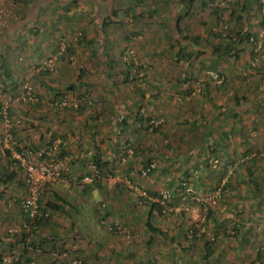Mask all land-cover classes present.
<instances>
[{
    "label": "rangeland",
    "instance_id": "obj_1",
    "mask_svg": "<svg viewBox=\"0 0 264 264\" xmlns=\"http://www.w3.org/2000/svg\"><path fill=\"white\" fill-rule=\"evenodd\" d=\"M27 1L29 2L2 0L0 3L1 8L16 15V19L10 23H18L20 26L13 31V36L9 37L11 41L6 44L7 48L10 50L17 45L18 50L20 48L26 50L30 46L29 49H32L34 37L37 40L41 38V41H50L45 52L36 55V59H33L32 51L30 57L13 54V65H10L11 72L8 76H5L0 65V98L2 101L11 98L10 103L2 107V110L8 111L15 102L16 106H21L20 114L23 116L6 114L4 121L0 122V135L7 133L9 123L11 126L16 125L17 128L24 126L21 131L31 128L28 120H25L26 114L23 110L36 101L21 99L20 92L23 84L27 82L38 98L39 93L35 85H39L40 78L50 82L52 84L50 87H55V89L51 87L55 91L51 97L57 96V100L61 98L68 100L67 106H57L63 112L73 113L74 116H82L87 109L97 110L96 106L99 104L100 112L107 115L120 114L119 117L122 118V114L126 110L129 111V107L134 108L129 103L138 102V99L142 98V106L139 109L136 107L135 110L144 117L143 122L149 126V132L153 133L159 129L158 134L153 133L150 136L151 139L157 136L159 138V165H164L162 161L165 155H175L177 158L173 164L165 165L173 169L174 174L169 176L170 179L173 178L172 186H168L164 172L160 175L159 193L163 191L170 193L165 213L172 214L164 213L165 217L171 219L177 218L174 214L180 215L189 236L192 227L204 234L201 238L203 244L205 241L216 239L213 255L208 257L215 261L214 264H264V261L257 259V252H264V41L261 54L254 58L251 55L252 47L246 42L238 46L240 50L238 58H216V54H213V58L209 57L211 46L219 42V38L211 32L223 31L227 25L223 20L228 18L229 13L226 11L220 20L215 21V17L209 13L210 8L220 3L224 4L225 0L221 2L210 0L208 2L210 5L204 10H200L198 5H193V13L191 12L188 17L183 16L180 23L182 29L178 35L172 31L173 23L169 19V15L173 13L171 9L177 0H109V12L104 13L102 6L98 10L95 3L85 0L84 9L73 13L79 16L76 21L66 25L64 24L66 20L55 19L57 12L54 7L49 8L53 10V15L49 16L50 12L46 8L31 6L30 3L35 5L37 1ZM242 1L245 0H229L228 6L233 7L236 2L241 4ZM74 2L76 3L72 4L71 9L79 6L76 0ZM256 2L254 0L252 4ZM262 5L261 11L251 9L245 18L247 25L244 29L257 36L264 32V4ZM34 7L36 9L30 13L29 20L27 12ZM131 7L143 15L135 20L132 12L127 11ZM57 11L67 12L63 8H58ZM102 14L105 19L101 21ZM43 17H47L49 21L48 28L43 24L48 32L38 28V32L41 30L45 33H35L34 30H37L35 19L36 23L40 24ZM21 21H25L23 25L20 24ZM60 23L64 24L61 29L57 27ZM230 27L239 30L240 24L232 21L227 29ZM3 30H0V33ZM185 34L189 37L198 36V47L206 51L188 63L187 70L184 64L186 62L181 59L183 53L178 58L173 55L174 51L179 49L184 51L193 49L189 43H184L182 36ZM42 44L43 42L41 46ZM171 45L173 46L170 47ZM61 48L65 49V56L57 60L52 71L45 70L43 67L45 60ZM127 52L129 57L124 60V53ZM87 65L93 69L89 71L90 74L95 75L96 70L98 72L104 70V74L98 76L97 81L91 85L84 86L78 83L75 85V87L78 85L76 90L69 89L71 80L75 79V71L79 73L81 67L85 70V76L87 74L85 79L91 77L87 73ZM63 66L68 67L70 77L62 84L59 81V84L55 85L51 77ZM218 72L222 75L220 76ZM188 73H191L190 79L184 83L183 80L189 78ZM7 79L10 80L6 83ZM222 80L224 82L220 84ZM242 90L245 98L242 104L237 105V93ZM78 101L82 103L74 107L73 104ZM123 106H126L125 109ZM150 120L159 121V125L151 126ZM17 133L19 131L13 133V139L17 144H21ZM166 133L169 135L167 139L164 138ZM120 138L123 148H118L120 151L112 169L114 175H119L115 170H123L129 161L146 157L148 153L143 150L141 154H138V151L130 154L123 145L125 144L123 134ZM166 142H169V146H165ZM172 145L177 146L172 148ZM215 147L218 148L217 151L212 150ZM2 151L0 147V153L4 156ZM151 153L152 151L150 155ZM254 157H257V160L253 177L259 179L263 188L259 197L254 194L255 189L247 181L243 165L245 160ZM145 162V159L143 162L140 161L141 164ZM148 162L156 165L154 160L150 159ZM146 165L147 162L142 167ZM112 171L107 170L109 174H112ZM230 178L236 179L232 182L236 188H228L223 196L214 199L215 191L219 189L221 193L222 186L227 185ZM186 187L190 188V191H186ZM56 188H59V195L67 204L76 207V211H72L73 214H67L72 215V220L76 218L75 224L79 230L74 228L76 231L74 235L88 234L87 236L92 235L94 239L102 238V235L106 234V228L89 210L90 205L101 196L89 198L88 190H85L87 193L83 191L85 196L81 191L79 193L78 186L69 184L59 183ZM82 197L86 201H83ZM1 199L2 197L0 201ZM42 201L46 204L52 203L48 196H45V201L42 196ZM41 202L40 216L47 221L51 215L42 213ZM210 209L214 212L211 217H216V221L208 215ZM56 210L54 214L60 218L62 212L59 208ZM2 218L0 217V241L8 244L2 248L0 264H15L21 257L24 261L25 255L28 259H34L32 262L34 264H60V261L73 264V259L77 257L83 264L82 256L77 253L76 240L60 239L61 247L55 246L50 251L49 248L45 250L39 241L32 239L34 230L22 227L23 215L22 221L16 218L15 222L6 223ZM217 221L221 223L220 226H217ZM236 225L240 230L237 235L240 240L226 235V231L232 234ZM21 228L25 230L26 235L27 233L31 235L25 238L24 244L19 241L23 232L19 231ZM56 230L55 233H60L59 229ZM16 239L19 241L18 244ZM31 242L34 244V251L29 250ZM25 244L28 245L27 252L23 250ZM204 251L202 244H197L193 248V254H198L201 259ZM51 257L55 263H52ZM2 258L6 260L3 262ZM40 258H46L48 263L42 262Z\"/></svg>",
    "mask_w": 264,
    "mask_h": 264
},
{
    "label": "crops",
    "instance_id": "obj_2",
    "mask_svg": "<svg viewBox=\"0 0 264 264\" xmlns=\"http://www.w3.org/2000/svg\"><path fill=\"white\" fill-rule=\"evenodd\" d=\"M34 1H37L38 5L30 3L31 6L46 8L47 11L50 12L49 16L53 15V10L49 8L54 7V10L57 12L55 19L66 20L64 23L66 25L67 23H73L74 20L76 21V18L79 16H76L77 13H73L75 11L80 12L81 9H84L83 1L85 0H76L79 4L76 9H71V6H73L72 4L76 3L74 0H72L73 2H70L71 0ZM90 1L91 3H95L99 10L101 0ZM91 3L89 2V4ZM194 5H197V2H195ZM36 7L28 10L27 18L29 20L30 13H32ZM55 8H63V10H67V12H59ZM98 15L99 14H97V16ZM189 15L190 14H188L187 17ZM36 20L37 19H35L34 23L37 30H34V32H41L44 34L45 32L43 31H46L47 24H49L47 17H43L40 24H37ZM24 22L21 21L20 24L23 25L22 23ZM43 24L46 27H44ZM64 24L62 25V23H60L57 27L61 29L64 27ZM18 26V23H11L0 33V65L5 72V76L10 75V65H13L12 61L14 60L12 57L13 54L17 53L20 54V56L27 55L30 57L33 52V59H36V55L44 53L46 47L49 45L50 40L46 42L45 40L41 41V38L37 40L36 37H34L32 49H29L31 48L30 46L29 48L27 47L26 50H22L21 48L18 50L16 45L9 50L6 44L10 43L11 39L9 37L13 36V31L20 28V26ZM38 28L43 31L39 30L38 32ZM83 36H85L84 32ZM42 42L43 44L41 46ZM89 65H87V73L91 77L85 79L87 76L86 74V76L84 75L82 78L83 82L82 79L80 82H77L78 72L75 71V79L71 80L70 84L73 83L76 85L81 83L84 86H88L91 85L92 82L97 81L98 76L104 74V70H99V72L96 70L95 75L92 73L90 74L89 71L93 69H90ZM187 65L185 68L186 70ZM190 75L191 73H188L189 77ZM69 77L70 73L68 67L63 66L60 67L56 75L51 78L54 80L55 85H57L59 81L62 84V82L67 81ZM8 80L10 79L5 80L6 83ZM38 83L39 85H35V88L39 93V101L30 104V106H27L28 108H26V110H23L26 114L25 120H28L29 127L31 128L21 131L24 126L21 128L19 126L16 129V132L19 131V133H17L19 141L23 146L31 145L33 147H43L44 145H48L51 140L61 141L63 144L61 146L63 155L68 156V169L64 181L56 182L47 187L43 199L45 201V196H48L52 203L46 204L42 201L41 209L43 213H49L51 217L47 218V221H45L46 218L41 221L39 227L32 232V239L39 241L40 245L45 247V250L49 248V251L54 249L55 246H62L59 242L60 239L66 240V238H69L68 240L70 241L76 240L78 246L77 253L82 256L83 264H120V261L122 264H203L204 260L201 259L198 254H193V248L197 246V244H202L203 246V241L189 236L188 229H185L186 225L183 224V218H180V215L174 214L177 218L168 219L165 217V214L170 215L172 214L171 212L166 211L168 213H165L164 211L165 214L160 215L157 207L138 204L136 191L133 188L140 187L152 193L159 192L160 175H162L163 172L165 176H167L168 186H172L173 178L170 179L169 176L174 174L173 169L165 165H171L177 160L175 155H165L162 161L164 165H159V138L158 136L155 139L150 138L151 134L159 133V129L152 130L153 133H151L149 132L150 130L147 124L143 121H138L136 118L138 111L136 112L135 108L138 107L139 109V106H142V98L140 99L138 97V102L129 103V105L132 107L134 106V108L130 109L128 106L129 111L126 110V112L122 114V121V118L119 117L120 114L117 116L115 114L111 115L109 113V115H107L100 112L101 109L99 108V104L96 106L97 110L87 109L88 111L83 114L84 116H74L73 113L68 114L67 112H63L54 102L55 97L51 96H53L52 93L55 91L51 89L52 86L50 87V85L52 84H50V82L40 78ZM75 85L72 90L77 89L78 85L76 87ZM52 88L55 89V87ZM12 106L10 110V112L13 113L12 115L15 117L21 116V106H16L15 102ZM125 107L126 106H123L124 109ZM121 134H123L124 137L125 144L123 145L132 147L134 151H138V154H141L143 150L148 153L146 157L129 161L127 165H124L123 170H115V172H119V175H114V170L112 171V169L115 167L120 151L118 148H123L121 146L122 141L120 140ZM167 137H169L168 133L164 135V138L167 139ZM168 143L169 142H166L165 146H169ZM174 146L177 145H172V148ZM96 147L103 152L101 158L102 161L107 163V166H103L102 176H100V180L96 182V184L91 183L88 188L84 186L85 189H82L83 185L79 184L78 179L87 174L88 167L90 166L81 162V160L87 155L84 151L87 150L92 152ZM150 151H152L151 155ZM143 159H145L147 164L150 159L154 160L156 163L155 168L146 175L142 173L144 168L142 166H144L146 162L143 164L140 163V161L143 162ZM7 160L8 159L0 153V176H4V174L8 172L15 173L14 177L7 183H0V197H2V201H0V217H3L2 220H6V223L10 221L15 222L16 218H20L22 221L20 204L26 190L22 169L17 165H9ZM168 168L170 170H168ZM107 170L112 171V174H109ZM107 177L109 178L106 179ZM59 183L78 186L79 193L81 191L83 194L84 192L87 193L85 190H88L87 194L89 198H93L95 195H97V197L101 196V198H98V201L95 200L90 205L89 210L92 211L95 218L99 219V221L101 220V224H104L106 228V234L102 235V238L94 239L92 235L87 236L88 234L74 235L76 232L74 228L79 230L75 224L76 218L72 220V215L68 216L67 214L72 213L73 210L76 211V207L72 204H67V201L60 197V190L56 188V185ZM84 197H82V199L86 201ZM101 203H103V205H101ZM56 208H59L62 212V215H59L60 218H57L58 216L54 214V212L57 211ZM116 220L120 222L124 233L110 231L108 228V226L113 225ZM55 228L59 229L60 233H55L57 232ZM19 231L24 232L25 230L22 229ZM23 232H21V234ZM10 241H12L11 238ZM7 244V242L0 241V254L2 248L6 247ZM10 245L11 244H9V246ZM44 255L46 256L47 254ZM48 256L50 257V255ZM51 258L52 263H55L54 258ZM40 259H42V262L48 263L46 258ZM60 264L67 263L65 261H60Z\"/></svg>",
    "mask_w": 264,
    "mask_h": 264
},
{
    "label": "trees",
    "instance_id": "obj_3",
    "mask_svg": "<svg viewBox=\"0 0 264 264\" xmlns=\"http://www.w3.org/2000/svg\"><path fill=\"white\" fill-rule=\"evenodd\" d=\"M16 1V0H15ZM20 1H25L27 2V0H20ZM210 0H177V2L175 3L174 2V8H172L171 10H173V13H171L169 15V19L172 20L171 23H173V26H172V31L174 32L175 35H178V33H180L181 31V21L183 20V16L184 15H188L190 14L191 15V12L193 10V5L195 4V2H197V5L198 7H200V10H204V9H207V7L210 5L208 2ZM217 1H222V0H217ZM229 0H225L224 4L220 3V5H216V6H211L212 8H210V14L211 16L215 17V21L217 20H220L223 16H224V13L226 11H229L228 13V18H226V20H223V23L227 24L225 25V28L223 29L222 32L225 31L226 29V32L222 33V32H211L213 35H215L216 37L219 38V42L216 43L215 45L211 46V49L209 50V57L210 58H213V54H216V58H221V57H233V58H238L239 57V53H240V50H238V46L241 44V43H244L246 42L247 44H250L251 45V55L253 56H258L261 54V50H255V46L254 44L251 42L250 38L251 37H256L257 34H251V32L247 31L244 29L245 26L247 25V22L245 21V18H247V14L250 12L251 9H257L258 11H261L262 8H263V3L261 0H256L257 2L253 5V1L254 0H245V1H242L240 2L241 4H239L238 2H236L233 7H229L228 4L230 5V3H228ZM109 3L110 1L109 0H101L100 2V5L103 7L102 8V13L104 12H109ZM127 11H131L132 12V16L133 18L136 20V19H139L138 17L143 15L139 12H135L134 8L131 7L129 9H127ZM193 13V12H192ZM102 20L105 19V17L103 16L102 14ZM112 17V16H111ZM232 21H234V23L236 24H240V29H236V28H233V27H230L227 29V26L230 25L232 23ZM244 23V24H243ZM11 24V23H10ZM9 24V25H10ZM8 25V26H9ZM264 37V35H263ZM84 38V36H83ZM182 38L184 39V43H189V46H191L193 49L190 50V51H184V50H176L174 51V54L176 58H178V56H180V54L183 53V55L181 56V59L183 61H185L186 63H184L185 65H187L188 63H191L192 60L196 59L197 57H199V55H201L202 53H206V51L204 49H201L198 47V44H199V38L198 36H187L186 34L184 36H182ZM264 41V39H263ZM180 42V41H179ZM181 45V42L179 43ZM210 45V44H209ZM173 45H171L170 47H172ZM184 51V52H182ZM179 54V55H178ZM64 56H65V53H64ZM63 56V57H64ZM129 57V54L127 53H124V60H127V58ZM180 59V57H179ZM216 61V60H214ZM131 68V66H130ZM130 71V70H129ZM219 73V72H218ZM220 76L222 75L221 73H219ZM85 75V70L83 68H80V71L77 75V82H80L81 79L84 77ZM190 79L189 78H185L183 80V82H187L188 80ZM224 80V78H223ZM220 81L219 83L222 84L224 81ZM75 84H70L68 86L69 89H72L74 87ZM244 87V86H243ZM243 91H239L237 93V105H240L242 104L243 100H244V95H243ZM143 96V95H142ZM39 100H37L36 102L34 103H37ZM54 102L57 104V105H60V99L57 100V96L54 98ZM81 108V105L79 106ZM140 107V106H139ZM11 108L8 109L7 111V116H11L13 113L10 112ZM4 114H3V110H2V99L0 100V122L4 121ZM22 117V116H20ZM137 120L138 121H144V117L140 114L137 113ZM149 127V126H148ZM16 128L17 126L14 125L12 126V132L16 134ZM10 129V130H11ZM54 142H56V140H51L49 142L48 145H51V144H54ZM62 142L60 141V143H58V148H59V152L60 155H63V151L61 150V146H62ZM33 147L31 145H25L23 146L22 144H17L16 143V146L14 147L15 150L17 151H22L23 148H26V147ZM47 145H44L43 147H45ZM213 151H217L218 148L215 147L212 149ZM250 151V150H249ZM4 153V157H6L8 160V163L9 165H15L16 166V160L12 157V153H11V149H5L2 151ZM84 153H86V157H84L81 162L83 163H86L87 165H89L90 167H88V172L87 174L85 175H88V176H93L94 180L92 182V184H96V182H98L100 180V176H102V170H103V166H107V163L105 161H102V154L103 152L98 149L97 147L94 149V151L92 152H89V151H84ZM257 160V157H254V158H251V159H248V160H245L243 162V165L245 166V177L247 179V181H249L252 185V188L255 189L254 191V194L259 197L261 196L260 194L263 192L262 191V186L259 182V179L258 178H254V167H255V161ZM9 171V170H8ZM6 174V175H5ZM4 176H0V183L2 182L3 184L7 183L10 179H12L15 175L14 172H8V173H5ZM81 176L78 181H79V184L80 185H83V186H86L88 188L89 185H91V183H82L81 182V179L85 176ZM106 175V174H105ZM236 180V179H231L228 181V184L227 185H223L222 186V190H221V193H220V196H223V194L225 193V191L228 189V188H236V186L233 185V181ZM240 180V179H238ZM47 190V189H46ZM45 190V191H46ZM155 195V194H154ZM101 205H103V203H101ZM165 205H169V202H167V204ZM152 207H157V209H159V214L162 215L164 214V211L166 210L165 208H163L164 206L161 205V204H154L152 205ZM43 213V212H42ZM214 212L212 211V209L209 210V213L208 215L210 216V218L214 221H216V217L212 216L211 215L213 214ZM44 220L43 216H38V218H36L34 220V224H35V228H33L32 230H35L37 227H39V225L41 224V221ZM221 223L217 221V226H220ZM239 228H238V225L234 226L233 227V233L230 234L228 231H226V235L227 237L229 238H237V235L239 234ZM190 232V237L194 238V239H197V240H202L201 238L204 236V234L200 233L198 229L192 227L190 228L189 230ZM242 236H244V234L242 233L241 234ZM21 239L19 241H21V243H25V238L26 237H30L31 235L27 233V235L23 232L21 234ZM242 239H245V237H241ZM241 239V240H242ZM216 239H213L212 241H205L203 246H204V253L202 255V258H203V264H214L215 261L213 259H210L208 258L209 256H212L213 255V245H214V242H215ZM240 240V239H238ZM17 242L16 243H19L18 240H16ZM30 243V241H29ZM27 244H25L23 250L27 252L28 248H27ZM30 246L34 247V244L31 242ZM257 259L260 260L261 262L264 261V252L262 251H258L257 252ZM0 261H1V257H0ZM22 257L19 258L17 260V262L15 264H32V262H34V259H31V258H27L26 255L24 256V261L22 262ZM34 264V263H33Z\"/></svg>",
    "mask_w": 264,
    "mask_h": 264
},
{
    "label": "built area",
    "instance_id": "obj_4",
    "mask_svg": "<svg viewBox=\"0 0 264 264\" xmlns=\"http://www.w3.org/2000/svg\"><path fill=\"white\" fill-rule=\"evenodd\" d=\"M264 4V0H261ZM1 3V1H0ZM16 19V15L13 13L4 10L1 8L0 4V30L2 28H6L10 21ZM263 33L260 32L258 36L251 37L250 40L255 46V50H261L263 45ZM65 49L61 48L58 52H56L52 57H49L44 62V69L52 71L55 68V63L58 59L64 56ZM127 54H129L127 52ZM21 99L37 101L35 93L33 92L32 87L25 82L22 86L20 92ZM11 101V98L4 99L2 101V107L8 105ZM60 105L65 107L68 105V100L65 98L60 99ZM82 103L78 101V103H74V107H78V104ZM3 110V114L5 115L7 111ZM9 123V120H8ZM10 124V123H9ZM8 124L7 133L4 135H0V147L5 149H11L12 157L17 161L16 165L20 167L24 174L26 190L24 197L21 200L20 210L24 217V221L22 227L25 229H33L35 228V224L33 223L38 216H40V202L41 198L47 189V187L55 184L59 181H64L66 179V171L68 169V156L60 155L58 143L60 141L54 142V144L47 145L45 147H26L23 148L22 151H17L14 149L16 146V142L13 139V133L9 128H12L11 125ZM150 125L157 127L159 125V121L150 120ZM127 151L130 154H133L134 150L130 146H126ZM155 168V164L149 162L143 168V174L146 175L152 169ZM94 180L93 176L85 175L82 179V183H92ZM136 191V196L138 200V204L142 206H152L154 204H161L167 208V202L170 199L169 192H157L152 193L149 190L135 187L133 188ZM186 191H190V188L186 187ZM155 194V195H154ZM220 196V190L215 191L214 199ZM214 202V200H213ZM209 203V202H208ZM108 228L110 231L123 232V228L118 220H116L113 225H109ZM124 233V232H123ZM29 250L34 251L32 246H29ZM3 262L6 260L2 258ZM73 264H82V260L80 258L73 259ZM33 264V263H32Z\"/></svg>",
    "mask_w": 264,
    "mask_h": 264
}]
</instances>
